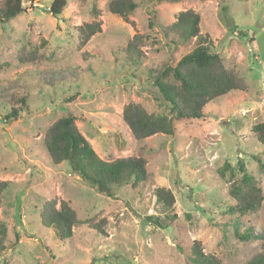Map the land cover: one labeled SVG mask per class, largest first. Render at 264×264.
Segmentation results:
<instances>
[{
    "label": "rangeland",
    "instance_id": "1",
    "mask_svg": "<svg viewBox=\"0 0 264 264\" xmlns=\"http://www.w3.org/2000/svg\"><path fill=\"white\" fill-rule=\"evenodd\" d=\"M53 1L22 0L24 12L0 23V179L11 183L0 207L7 228L0 264H189L179 241L200 242L220 264L264 254V145L253 132L264 123V0H135L128 21L108 10L111 0H67L59 16L50 12ZM186 11L200 15L201 36L246 89L211 102L200 120L176 122L174 136L136 139L123 119L129 103L172 116L152 77L197 47L198 38L183 42L171 29ZM94 21L101 32L81 43L79 27ZM136 36L141 58L132 57V68L120 63ZM32 51L37 62L22 65L18 55ZM24 87L29 110L6 120ZM68 112L102 160L144 158L148 182L102 193L69 163L53 164L43 140ZM244 172L262 188L263 202L241 215L230 194ZM160 187L173 192L172 209L157 201ZM49 202L58 209L66 202L81 220L71 239L43 226ZM167 215L176 216L175 227L149 221ZM237 231L260 239L243 241Z\"/></svg>",
    "mask_w": 264,
    "mask_h": 264
},
{
    "label": "trees",
    "instance_id": "2",
    "mask_svg": "<svg viewBox=\"0 0 264 264\" xmlns=\"http://www.w3.org/2000/svg\"><path fill=\"white\" fill-rule=\"evenodd\" d=\"M240 1L249 2L252 0ZM66 4L67 0H54L50 12L59 16ZM137 7L138 3L135 0H111L108 4V10L111 13L126 21ZM23 12L22 0H4L0 6V23L9 22ZM93 13L95 18L99 17L96 11ZM200 21V15L192 11L181 12L178 15L177 22L171 27L172 31L178 33L183 42H187L191 38H198L199 43L175 67L165 66L152 77V86L157 89L158 98L170 108L172 116L150 114L141 105L135 103H129L124 107V122L136 139H147L155 135L174 136L176 122L200 120L204 118L205 108L211 102L230 92L246 89L245 80L234 71L227 69L219 54L212 51L209 38L201 36ZM99 32H101V22L98 21L84 24L78 29L79 38L83 44L88 43ZM136 38L139 37L136 36L126 48H123L125 51L120 64L134 63L132 66L134 68L137 61H132V57L141 58V55L135 50ZM35 55L33 51L27 54L21 53L18 55V60L22 65L35 64L37 62ZM30 74L36 75L34 71H31ZM15 93L14 105L10 114L5 117L6 120H16L20 117L21 112L29 110V89L24 87ZM77 119L75 114L68 112L65 117L54 122L47 130L43 147L53 164L69 163L73 173L102 193L109 192L112 185L133 184L134 187H137L148 182L147 163L144 158L102 160L78 129ZM253 132L256 134L258 142L264 145V123L253 126ZM10 185V182L0 179V207L2 197ZM155 195L157 201L167 209H172L175 199L170 189L160 187L155 191ZM230 195L238 204L232 211H238L241 215L256 212L263 202L262 188L257 185L252 176L245 172L240 180L233 183ZM40 218L43 226L53 230L60 241L71 239L74 229L81 226V220L66 202H63L59 209L56 208L55 202H49L46 207L44 206ZM175 218L176 216L171 215L157 216L150 217L149 221L154 222L162 229H167L175 227ZM176 228L180 235L181 227L177 225ZM6 235V225L0 220V255H3L7 248ZM237 235L243 241L260 239L259 236H253V234H238V231ZM181 242H178L179 248L187 254L189 264H220L214 256L204 254L200 242L195 241L192 245L181 244ZM186 250H188L187 253ZM248 264H264V254L259 255Z\"/></svg>",
    "mask_w": 264,
    "mask_h": 264
}]
</instances>
